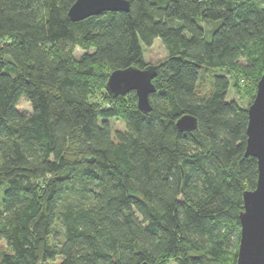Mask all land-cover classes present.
I'll use <instances>...</instances> for the list:
<instances>
[{
    "label": "trees",
    "instance_id": "16d2710c",
    "mask_svg": "<svg viewBox=\"0 0 264 264\" xmlns=\"http://www.w3.org/2000/svg\"><path fill=\"white\" fill-rule=\"evenodd\" d=\"M74 1L0 0V264L235 263L258 169L225 72L245 55L262 74L264 0H129L72 21ZM155 38L145 113L106 81L148 65Z\"/></svg>",
    "mask_w": 264,
    "mask_h": 264
},
{
    "label": "water",
    "instance_id": "95a60500",
    "mask_svg": "<svg viewBox=\"0 0 264 264\" xmlns=\"http://www.w3.org/2000/svg\"><path fill=\"white\" fill-rule=\"evenodd\" d=\"M129 8V0H75L68 10V16L72 21H78L103 11H128ZM156 69L157 65L150 64L116 68L108 75L106 90L113 96L134 90L138 109L146 113L151 110L149 94L156 90L152 82ZM247 118L244 155L256 158L258 174L255 187L243 191L235 264H264V69L257 82L253 101L247 107ZM196 124V118L191 114H183L175 122L181 131L194 129Z\"/></svg>",
    "mask_w": 264,
    "mask_h": 264
},
{
    "label": "rangeland",
    "instance_id": "374dc122",
    "mask_svg": "<svg viewBox=\"0 0 264 264\" xmlns=\"http://www.w3.org/2000/svg\"><path fill=\"white\" fill-rule=\"evenodd\" d=\"M142 52L145 63L150 65H155L158 61L163 59L166 56V49L160 38H155L150 46L142 45ZM81 53L79 48L75 50V56H78ZM249 57L245 55H241L237 59V64L235 65V69L229 70L230 72H225L227 75L235 82V84L229 87L227 93V99H235L241 105L246 108L253 101V96L256 93L254 80L261 76V69L255 68L249 61ZM204 79V77H203ZM205 84L203 86L204 90H207L209 87L208 78L205 77ZM100 93H98L99 96ZM125 95V94H123ZM99 101L103 102L104 99L99 96ZM126 102V98H120L116 100V103L119 106H122ZM18 109L21 112L29 113L31 110L29 102L22 97L18 103ZM111 129L112 132L116 129L122 130L124 128L123 122L120 119L111 120ZM2 244V242H1ZM168 264H176L174 261H170ZM229 264H235L234 262Z\"/></svg>",
    "mask_w": 264,
    "mask_h": 264
}]
</instances>
